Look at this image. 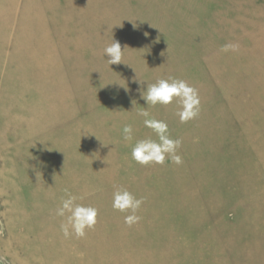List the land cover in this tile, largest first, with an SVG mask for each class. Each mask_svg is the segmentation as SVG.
Segmentation results:
<instances>
[{"label":"rangeland","instance_id":"rangeland-1","mask_svg":"<svg viewBox=\"0 0 264 264\" xmlns=\"http://www.w3.org/2000/svg\"><path fill=\"white\" fill-rule=\"evenodd\" d=\"M113 41L124 63L108 64ZM168 77L198 90L197 119L147 107L141 91ZM145 107L182 165L131 159L156 138ZM116 187L145 198L132 227ZM65 189L99 210L84 238L61 231ZM0 258L264 264V0H0Z\"/></svg>","mask_w":264,"mask_h":264},{"label":"clouds","instance_id":"clouds-1","mask_svg":"<svg viewBox=\"0 0 264 264\" xmlns=\"http://www.w3.org/2000/svg\"><path fill=\"white\" fill-rule=\"evenodd\" d=\"M239 45L226 43L221 47L223 52H236ZM123 52L119 42L113 41L104 48V56L108 57L109 65L123 62ZM141 98L147 107L171 105L177 106L176 115L181 124L199 117L201 112V99L198 90L183 79L168 77L158 79L155 83L147 84L146 90L141 91ZM147 107L137 111V116L143 117L144 127L155 134L143 139L136 140L131 148V159L141 166L164 165L166 160L176 165H182L183 158L178 150L182 146V140L173 139L170 136L169 126L163 120L152 118ZM122 138L126 142L133 140V127L125 124L122 128ZM65 196L61 198L60 206L56 215L64 218L60 228L65 238H84L89 230H93L97 224L98 209L77 203V197L72 195L68 189L64 190ZM143 197L137 198L131 191L124 187H116L112 193V208L124 215V223L129 227L140 222L142 217L137 213L144 203ZM0 264H4L0 258Z\"/></svg>","mask_w":264,"mask_h":264}]
</instances>
